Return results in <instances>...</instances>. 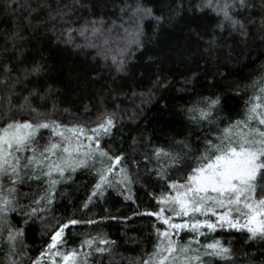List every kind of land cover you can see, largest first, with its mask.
<instances>
[{
	"label": "trees",
	"instance_id": "obj_1",
	"mask_svg": "<svg viewBox=\"0 0 264 264\" xmlns=\"http://www.w3.org/2000/svg\"><path fill=\"white\" fill-rule=\"evenodd\" d=\"M203 2L0 0V80L5 75L8 79L7 84L0 83V123L9 118V107L14 119L48 118L87 128L112 114L115 127L102 138V146L113 156L123 154L132 181L120 183L123 177L115 175V186L106 187L102 197H93L84 208L97 177L93 170L78 169L71 180L56 186V199L48 212L41 213L42 218L13 214L12 223L23 228L24 254L17 257L19 264H31L58 225L72 218L96 223L69 225L64 234L68 248H79L81 241L98 235L115 241L104 253L95 252L93 245L89 264H140L153 250L155 218L141 213L157 207L152 193H159L163 184L155 175L154 148L179 152L182 140L200 147L209 126L192 121L188 107L203 106L204 97L219 96L214 115L223 127L243 117L254 83L264 78V0H251L247 11L233 10L243 19L246 35L227 23L217 27L222 15L198 7ZM137 3L150 7L154 14L140 24L143 47L128 44L118 27L122 5ZM157 16L164 19L158 23ZM91 20H102L105 28L116 29L110 45L89 46L78 31L69 39V27L80 29ZM121 48H125L124 71H118L112 61ZM5 65L11 68L7 74ZM35 65L40 66L39 72L31 71ZM24 97H29L37 112L28 105L18 107ZM211 128L215 130L216 125ZM145 155L150 159L146 161ZM192 163L187 160L184 166L173 167L169 178H182ZM20 191L21 203H27L22 194L29 187L21 186ZM181 235L187 240L190 233ZM213 236L231 247L230 264H264V240L248 239L246 229H217L208 239ZM7 259L6 249L0 246V264H7ZM206 259L209 264H225L219 258Z\"/></svg>",
	"mask_w": 264,
	"mask_h": 264
},
{
	"label": "snow or ice",
	"instance_id": "obj_2",
	"mask_svg": "<svg viewBox=\"0 0 264 264\" xmlns=\"http://www.w3.org/2000/svg\"><path fill=\"white\" fill-rule=\"evenodd\" d=\"M250 6L251 0H204L198 7H207L218 16L222 15L217 27L224 28L227 23L231 29L246 35L243 19L234 15L233 10L247 11ZM120 10L118 27L125 33L123 38L128 44L143 47L140 24L144 17L154 15L152 9L137 3L135 6L124 4ZM155 18L158 23L164 19ZM75 31L89 46L101 47L112 43L116 29L105 28L102 20H91L80 29L69 27V39ZM97 40L101 44H97ZM127 54L131 55L130 52ZM112 61L118 71H124L125 48L114 54ZM40 70L39 65L31 69L32 72ZM10 71V66L5 65V74ZM7 82L5 75L0 83ZM253 89L243 117L223 127L214 115L219 96L204 97L203 106L195 103L188 107L192 121L201 127L209 126L200 147L182 140L178 141L182 146L179 152L154 148L151 156L158 165L155 175L163 184L159 193H152L157 207L141 213L155 218L156 240L153 250L140 264H209L206 258H219L230 264L234 255L231 247L214 236L208 239L217 229H246L248 239L264 240V78L254 83ZM23 99L24 104L18 107L22 109L28 105L31 108L29 97ZM8 103L11 105L10 97ZM7 111L9 118L0 123V246L7 251V264H19L17 257L24 254L20 241L23 228L12 223L13 214L19 213L28 219L42 218L41 213L48 212L56 199V186L71 180L78 169L93 170L97 177L84 208H88L93 197H102L106 187L115 186V175L123 177L120 183L131 184L132 181L127 165L123 163V154L113 156L102 146V138L110 136L115 127L114 115H105L95 127L87 128L48 118L14 119L11 118V107ZM31 111L38 110L31 108ZM212 125H216L215 130ZM43 130L47 131V139ZM144 159L147 161L150 157L145 155ZM187 160L193 163L188 165L182 178L170 179V170L184 166ZM97 163L99 167H96ZM24 185L30 189L22 194L27 203H21L20 189ZM33 185L35 191H31ZM81 223L94 224L96 221L72 218L58 225L31 264H89L93 245H96L94 251L97 253L110 251L108 245L115 241L99 235L87 237L80 242L79 248H68L64 240L65 229ZM184 232L190 233L187 240L180 238ZM85 247L87 252L83 251Z\"/></svg>",
	"mask_w": 264,
	"mask_h": 264
},
{
	"label": "rangeland",
	"instance_id": "obj_3",
	"mask_svg": "<svg viewBox=\"0 0 264 264\" xmlns=\"http://www.w3.org/2000/svg\"><path fill=\"white\" fill-rule=\"evenodd\" d=\"M226 229H228V228H226ZM182 234V233H181ZM182 236V235H181ZM181 236H180V238H181Z\"/></svg>",
	"mask_w": 264,
	"mask_h": 264
}]
</instances>
